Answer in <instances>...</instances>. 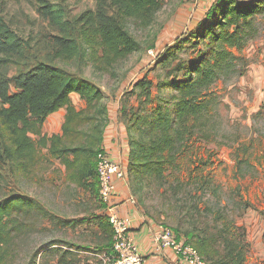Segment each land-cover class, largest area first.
<instances>
[{
  "label": "trees",
  "instance_id": "16d2710c",
  "mask_svg": "<svg viewBox=\"0 0 264 264\" xmlns=\"http://www.w3.org/2000/svg\"><path fill=\"white\" fill-rule=\"evenodd\" d=\"M39 3L38 11L57 31L52 35L50 51L44 56L33 55L30 41L13 29L0 12V191L6 164L29 171L37 164L40 149H47L51 157L61 160L72 172L71 177L79 185L99 197L97 165L100 154L106 152L103 144L109 121L105 94L92 80L55 62L92 63L98 71L110 72L141 49L129 23L139 29L151 27L163 2L96 0L94 9L74 17L62 2L39 0ZM263 10L264 0H214L207 18L191 35L197 38L192 44L197 58L186 69L181 65L166 75L172 76L175 72L176 76L178 71L186 70L184 78L179 80L177 75L155 84L146 75L134 87L138 107L122 109L129 136L133 195L143 204L148 183L197 187L195 194L198 204L205 207L204 213L200 219L189 216L187 228L180 225L173 230L207 264H247L250 242L238 225L241 215L229 212L225 205L220 204L217 209L208 200L209 195L219 197L220 189L211 172L207 173L211 162L197 160L191 145L197 135L205 132V120L219 103L213 86L221 79L246 72L248 62L243 51L258 33L254 16ZM208 40L209 50L195 48ZM155 88L159 90L156 98ZM73 93L85 101V109L76 107ZM62 108L67 111L62 131L48 136L44 133V124ZM134 130L138 132L137 137L133 135ZM188 164L194 168L190 170ZM184 178H188L186 182ZM104 207L101 203L102 216L60 223L74 227L97 224L113 237ZM37 212L48 216L27 194L0 197V264H8L13 257L18 236ZM112 240H108L105 249L108 257L114 255ZM72 254L68 250L60 251L58 264H72L68 258Z\"/></svg>",
  "mask_w": 264,
  "mask_h": 264
},
{
  "label": "rangeland",
  "instance_id": "374dc122",
  "mask_svg": "<svg viewBox=\"0 0 264 264\" xmlns=\"http://www.w3.org/2000/svg\"><path fill=\"white\" fill-rule=\"evenodd\" d=\"M48 1L64 3L71 17L96 6V0ZM204 1L162 0L163 7L151 27L139 29L130 22V30L139 40L141 49L110 72L98 71L92 63L55 62L92 80L102 89L104 104L109 110L105 132L107 143L115 140L112 131L116 122L113 121L120 118L124 121L123 107L128 110L138 107L134 87L139 80L148 75L158 84L177 75L179 80L184 78L186 70L178 71L176 76L175 72L172 76L166 75L171 69H180L181 65L186 69L197 58L192 47L197 38L191 35L207 18L208 5L214 2ZM38 7L39 0H0V12L13 29L30 41L33 55L37 57L50 51L52 35L57 33ZM254 17L258 33L243 51L248 62L247 70L241 75L221 79L213 86L219 103L205 120V132L197 135L191 148L197 160L211 162L207 173L211 172L220 189L219 197L207 196L212 206L218 209L220 204L225 205L229 212L241 215L238 225L250 242L247 264H264V10ZM206 44L209 46L210 40L195 48L209 50ZM158 91L155 88V98ZM72 100L78 109L86 108L79 94L72 96ZM156 104L155 101L154 106ZM133 135L137 137L138 132L134 130ZM189 166L190 170L194 168ZM3 172L1 198L11 193L27 194L48 213L45 216L37 212L18 236L14 255L8 264H58L60 251L66 250L73 253L68 255L72 264H104L103 258L108 255L105 249L108 240L113 239L112 233L97 224L74 227L60 223L62 220L102 216L99 197L79 185L61 160L51 157L47 149H40L37 164L29 171L6 164ZM170 185L148 183L144 189V203H138L145 215L159 225L172 229L180 225L187 228L189 216L200 219L205 207L198 204L197 187ZM29 228L32 230L28 231Z\"/></svg>",
  "mask_w": 264,
  "mask_h": 264
},
{
  "label": "crops",
  "instance_id": "0c3cea01",
  "mask_svg": "<svg viewBox=\"0 0 264 264\" xmlns=\"http://www.w3.org/2000/svg\"><path fill=\"white\" fill-rule=\"evenodd\" d=\"M206 1L208 0H205L204 2L206 3ZM208 6L211 7V5ZM75 94L77 93H73L72 96ZM66 113V109L62 108L51 114L44 124V133L48 136L61 133ZM113 122H116L114 131H112L115 140L114 142L107 143L105 134L103 146L105 151L114 160L120 163L124 172V176L121 178L117 176L113 177V180L117 185V210L121 216H129L133 219L134 227L132 229V234L138 243L141 253L147 259L145 264H188L179 258L173 248L165 247L160 249L158 247L157 236L161 225L145 215L137 198L132 192L129 176L130 145L127 126L121 118ZM180 238L184 241L183 237ZM103 259L104 264H111V261L106 254Z\"/></svg>",
  "mask_w": 264,
  "mask_h": 264
},
{
  "label": "built area",
  "instance_id": "2783aa9c",
  "mask_svg": "<svg viewBox=\"0 0 264 264\" xmlns=\"http://www.w3.org/2000/svg\"><path fill=\"white\" fill-rule=\"evenodd\" d=\"M199 2L201 0H191ZM99 175V197L105 206L107 215L113 230L114 255L108 257L111 264H145L146 257L141 253L132 229L134 221L129 216H121L117 210L116 202L117 185L114 176L123 177L124 172L120 163L114 160L107 152L101 153L97 165ZM158 247H170L175 250L179 258L188 264H207L198 254L197 250L182 241L175 231L167 226L161 225L157 236Z\"/></svg>",
  "mask_w": 264,
  "mask_h": 264
}]
</instances>
